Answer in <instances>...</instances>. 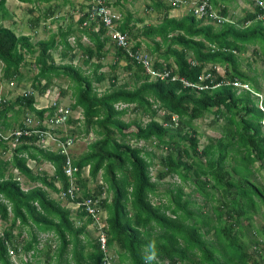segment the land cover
I'll use <instances>...</instances> for the list:
<instances>
[{
    "label": "trees",
    "instance_id": "obj_1",
    "mask_svg": "<svg viewBox=\"0 0 264 264\" xmlns=\"http://www.w3.org/2000/svg\"><path fill=\"white\" fill-rule=\"evenodd\" d=\"M209 1L217 5L224 0ZM4 3L5 0H0V17H5ZM146 6L161 13V17L156 24L143 25L140 34L152 41L149 54H156L154 68L171 69L165 79L149 80L142 68L114 43L116 62L126 60L125 68L131 71L134 86L117 84V76H113L109 89L98 93L95 83L107 78L100 69L109 37L103 25L96 31L95 23L82 25L85 14L77 20L79 35L72 28L61 29L58 35L36 43L29 35H16L0 24L2 76L5 80L20 81L23 77L20 69L29 54L34 56L37 67L31 79L35 95L44 96L54 77L66 76L72 81L73 103L69 107L80 108L85 130L93 128L97 135L87 150L71 157L81 190L78 201L100 198V208L106 214L107 248L108 251L114 248L117 254V261L111 256L113 262L264 264V252L253 248L264 232L254 229L255 236L246 241L243 225L246 222V227L251 226L253 214L264 205V187L252 178V166L264 162L261 124L264 111L249 91L230 83L236 78L261 91L256 75H249L242 68L246 62L242 56L249 45H255L254 53L264 57L263 9L255 6L253 12L245 11L233 23L216 25L209 19L196 18L191 12L180 18L171 17L172 7L163 0H150ZM220 13L225 15L226 8ZM131 17L126 11L119 26L122 32L130 31ZM70 36L74 38L73 44ZM82 36L90 44H83ZM59 47L64 63L57 64L52 50ZM138 47L136 43L135 48ZM75 49L88 66L87 71L73 63ZM217 65L224 67L223 75L216 72ZM247 66L251 68V63ZM203 72L214 78L201 82L207 88L196 89L180 80L196 84ZM175 75L177 78L172 80ZM35 95H19L7 101L0 112L1 123L7 127L8 113L12 111L16 122L27 111L38 119L51 113L53 107L34 106ZM119 104L124 107H118ZM129 110L136 112L137 118L148 117L147 121L143 123L136 118L125 121L123 116ZM211 112L216 119H224L221 135L199 148L193 121ZM130 140L153 142L165 149L159 158L161 168L154 178L150 173L154 153L132 145ZM36 141L35 135H22L8 159L0 156V221L7 222L0 232V264H13L12 256L19 257L22 252L30 254V260L44 254L47 264H71L69 253L73 264H105L96 238L89 239L90 217L77 209V223L71 209L49 194L64 191L68 186L63 171L65 155L40 148ZM0 147L6 150L2 141ZM28 160L49 163L54 173L33 170L27 165ZM85 168L87 176L83 175ZM14 170L35 185L24 189L14 177ZM174 175L181 184L169 189L164 201L159 196L158 184ZM98 176L101 183L97 182ZM89 182L95 183L93 189ZM188 183L193 186L192 192L202 197L206 210L204 206L192 207L195 201L191 192L183 189ZM106 190L111 192L110 198L101 197ZM156 197L158 202H153ZM49 233L55 237L54 248L49 239L39 247V235Z\"/></svg>",
    "mask_w": 264,
    "mask_h": 264
},
{
    "label": "rangeland",
    "instance_id": "obj_2",
    "mask_svg": "<svg viewBox=\"0 0 264 264\" xmlns=\"http://www.w3.org/2000/svg\"><path fill=\"white\" fill-rule=\"evenodd\" d=\"M107 1V0H106ZM193 0H188L189 6H191V2ZM253 0H225L224 2H219L217 5H214L217 9V11L221 10L224 7L226 8V17L231 18V20L236 21L239 17L243 16L245 11L248 12H253L255 3H253ZM108 3V2H107ZM145 0H121L119 3L115 4V11L117 12L120 11L121 15L119 12H117L121 18V16L126 13L127 10H130L132 8L135 10L136 14L139 16L138 13L141 11V15H143V12L145 13V16L143 19L146 21V23H155L156 17L150 16V13L145 12L144 5H145ZM69 11V10H68ZM67 10H64V12L61 13H69ZM42 16H44L42 14ZM41 19V16H40ZM208 20H206L207 22ZM59 21H57L58 23ZM65 22V21H64ZM213 24L218 25L219 23L215 21H211ZM47 26V24H46ZM140 25H134L132 29V36L135 38L141 37L140 34ZM46 28V27H44ZM55 30L56 28L50 29V31ZM49 34L48 29L46 28L45 31L42 29L39 31V33L34 37L32 42L35 41V39L40 38V37H47ZM135 35V36H134ZM131 36V37H132ZM69 41L73 44L74 39L69 38ZM87 43V41H84ZM113 41L109 37V40L107 41L105 45V51L106 55L102 59L103 67L100 69L101 72H104L107 75V78L103 80L100 83H95V87L97 89L98 93H103L110 87L111 83V78L113 76H117L116 83L117 84H122L126 83L129 86L132 87L133 85V80L131 78V71L126 69L125 62L120 60L116 62V56H115V47L113 45ZM257 47L255 45H249L247 52L243 54L242 57L246 59V62L243 63L242 68L249 74V75H256V79L260 82L261 88L264 89V57L260 53H254V50ZM53 57L56 62H60L61 60L59 59L58 51L57 50H52ZM191 54L188 53V56ZM153 60H155L156 54H153L151 56ZM252 58V60H250ZM34 56L33 55H26V62L25 64L21 67L20 71L23 75L20 81L15 80L17 83H23V84H30L32 77L36 74L37 72V67L34 62ZM73 63L77 66H80L82 70L87 71V65L82 63V56L80 52L76 53V57L73 60ZM248 63H251V68L247 66ZM114 64V65H113ZM219 73L224 72V67L217 65ZM134 86V85H133ZM72 81L66 77V76H60V77H54L53 79V85L51 89L47 91V93L44 96H38L35 95V104L38 105H46L52 101L58 102L60 105H68L70 106L73 103V93H72ZM17 89L15 91H10L7 87V81L2 77V74H0V95H3L8 99V101H12L16 96H17ZM261 92L264 94V90H261ZM42 97V98H41ZM118 107H124L123 104H119ZM128 107H131L130 105ZM72 109V108H71ZM73 116H72V122L67 123L62 129L59 131V133L63 135H71L74 137V146L72 149V156H77L81 153H83L86 149L89 143L95 140L97 138L96 132L94 129L88 130V132L85 130V126L83 123V116L80 108H73ZM14 115V112H11ZM161 115V112H160ZM23 114H20L18 117V122L22 121L23 119ZM141 116V115H140ZM14 116L9 117L10 120L13 122L15 119H13ZM79 117V118H77ZM138 114L136 112H133L132 110H129L127 114L123 116V119L125 121L131 120L133 118L140 119L141 122L147 121L146 116H141V118H137ZM224 123V119H216L214 116V113H206L203 117L195 119L193 121V125L195 127V130L198 135L199 139V148L204 146L210 139L217 138L218 136L221 135L222 131V125ZM11 125L7 127H11ZM132 130L135 128L132 127ZM132 145H136L139 147H144L148 151H152L154 153V158L153 162L154 165L151 168V176L154 178L155 174L157 171L161 168L159 164V158L161 154L165 153V149H161L158 147L155 143L153 142H147L144 143L143 141H136V140H130L129 141ZM13 149L12 145L6 144V150H3L0 147V156L3 159H8L11 156V151ZM30 165L33 167V164L30 163ZM42 169H47L48 172L53 173V167L48 165V163L41 164L40 166ZM254 170V174L252 175L253 180L260 186L264 187V162L260 163L257 162L252 166ZM36 170V166L33 168ZM84 175H87V170L86 168L83 171ZM14 175H18L19 178L21 177V180H19L22 184L23 188H27L29 186L34 185V183L31 182H26L24 180V177L19 175L18 173ZM98 183H101L100 176H98ZM181 184V181L179 178L174 175V176H169L166 177L165 179L161 180L158 184V192L159 196L161 199L164 201L167 200V191L171 188H173L175 185ZM59 186V184H57ZM184 185V184H183ZM95 186V183L89 182V187L93 189ZM106 188V186H104ZM184 191L186 193L191 192V198L195 201V204L192 205L193 208H196L197 206H204V201L201 196H199L196 192H192L193 186L188 183L186 186H184ZM50 195L55 196V194L52 191H49ZM111 197V192L110 191H105L101 197L106 196ZM64 202L65 205H67L71 209L72 217L74 220L77 221V210H75L74 205L71 203L69 204L66 200H61V203ZM153 202H158L157 197L153 199ZM207 208L204 206V210ZM7 222L0 221V232L6 227ZM243 225L245 226V240L247 241L248 239H251L253 237V232L254 229H262L264 227V205H260V209L258 212L253 214V220H252V225L246 227V222H243ZM87 231L89 233V239L93 238L95 239V232L93 231L92 228H87ZM23 237L27 238L26 234L23 233ZM47 237V238H46ZM49 239V243L52 244V247L56 245V240L55 237L52 236V233L49 234H40L39 239H40V245L39 247H42L46 239ZM86 250H89L87 247ZM109 253L111 256L114 257V259L117 261V254L114 250V248L109 249ZM30 254H24L23 252L20 254L19 257L12 256V261L13 264H47L46 259L44 254H41L34 259L31 257L30 260ZM68 259L70 260V263L73 264V260L70 257V253L68 254ZM30 260V261H29ZM39 261V263H37Z\"/></svg>",
    "mask_w": 264,
    "mask_h": 264
},
{
    "label": "built area",
    "instance_id": "obj_3",
    "mask_svg": "<svg viewBox=\"0 0 264 264\" xmlns=\"http://www.w3.org/2000/svg\"><path fill=\"white\" fill-rule=\"evenodd\" d=\"M171 6L176 7L185 1L182 0H166ZM255 6H259L263 9L264 13V0H253ZM86 8L81 13L85 14V20L83 21L84 26H89L91 23H95L94 30H98L101 25L106 29V34L111 38V40L116 44V46L123 49L128 58H130L134 63L141 65L146 72L149 74L150 79L154 80L157 78L165 79L170 75L171 69H156L153 66L154 60L151 56L147 55L144 51L134 50L133 42L131 37L122 32L119 29L120 26V16L116 13L107 3L106 0H86ZM190 12L196 18H205L217 23L233 21L226 17V15L220 13L221 10L217 11L216 7L209 0H193L189 8ZM264 16V14H263ZM161 62V61H159ZM219 67H215L217 73ZM3 63L0 61V74H2ZM206 71V70H205ZM220 75H223L224 72ZM3 77V76H2ZM172 80L177 78V75L171 76ZM209 74L203 72L199 76V81L196 84L189 83L180 78V80L186 86H193L196 89L207 88L206 83H201L206 79L211 81L214 78ZM211 78V79H210ZM230 83L239 90H246L251 93L252 96L258 99L259 108L264 111V94L261 91H255L248 83L242 82L239 79H233ZM7 86L10 91H17V96L19 95H35V90L30 84L22 85L17 83L14 79L7 80ZM8 99L0 95V112L3 106L6 104ZM36 105V106H35ZM34 106L37 109L53 107L51 113L47 112L43 119H38L35 114L27 111L23 116L21 121L22 126L19 122L13 123L11 127H5L0 120V141L5 144L12 145L13 148L16 143L19 142V137L22 135H35L37 137L36 145L40 148H44L50 151H60L66 157V163L63 166L64 175L67 177L68 186L64 191L59 192V198L68 199L75 203L76 209H82L86 216L91 219L90 225L95 232V238L98 245L103 252V261L105 264H118L113 262L111 255L107 248V233H106V214L105 211L100 208L99 197L92 198H82L78 201L80 197V187L76 182L74 176L77 168L72 165V152L71 149L74 144V137L71 135H63L59 131L67 125L68 120L72 118L73 111L68 105H60L56 101H52L46 105ZM79 118V117H77ZM261 124L264 127V118L261 120ZM17 179V177H15ZM254 249L264 252V238H259V243L253 246ZM258 252V251H257Z\"/></svg>",
    "mask_w": 264,
    "mask_h": 264
},
{
    "label": "crops",
    "instance_id": "obj_4",
    "mask_svg": "<svg viewBox=\"0 0 264 264\" xmlns=\"http://www.w3.org/2000/svg\"><path fill=\"white\" fill-rule=\"evenodd\" d=\"M115 1L116 0H107L108 5L114 11H115V7H114V2ZM119 1L120 0H118L117 3H119ZM163 1H164L165 4L170 5L166 0H163ZM182 1H185V2L180 4V5H178V6H176V7H173V6L170 5L172 7V9L169 11V16L180 18V17L184 16L186 13L190 12V10H189L190 6H189L188 0H182ZM85 2H86V0H41V1L34 0L32 2H20L18 0H5L4 7H5V10H6V13H5V17H0V24H2L5 27H8V28L12 29L16 33V35H21V34L29 35L31 40L34 39V37L39 33V31H41L42 29L45 31V29L47 28L48 32H49L47 37L37 38V39H35V41L33 43H36L39 40L48 39L52 35H58V32L61 29L62 30H67L68 28H72L75 31V34L79 35V32L76 31L77 20H78L79 16H81V13H83V11L86 8ZM121 2H123V0H121ZM145 3L149 4L150 0H145ZM146 4L144 5L145 12L150 13V16L156 17L155 23L154 22L146 23V21L143 19V17L145 16L144 12H143V15H141V11H139L140 13H138L139 14V16H138L136 14L135 10L130 8V10H127L132 15V17L130 19V22H129V25H128V27L130 28V31L126 32V33L129 34L130 37L132 36L131 33H132V29H133L134 25H140L139 28L141 29V27L143 25L158 23V21H159V19L161 17V13H157L156 11L152 10L151 7L147 8ZM223 7H224V5H223ZM64 10H67V11L69 10L68 11L69 13H61V12H64ZM117 12H119V14L121 15L120 11L117 10ZM42 14L44 16H42ZM0 15H1V11H0ZM40 16H41V19H40ZM123 17L124 16L122 15L121 18H120V22L122 21ZM38 18H39V20L36 21V19H38ZM57 21H59V22L57 23ZM233 22H235V21H233ZM46 24H47V26H46ZM44 27H46V28H44ZM51 27L52 28L55 27L56 29L55 30L53 29L52 31H50ZM71 35H73V34H71ZM71 38H73V36H70V39ZM131 40L133 42V49L134 50L144 51L147 55L151 56L149 54V50L152 47V41L150 39H148V38H146V37L141 35V37H137L135 39L132 36ZM84 41H87V43H85ZM81 42L83 44H90V41H89V39L86 36H82ZM136 43H139V47L138 48H135V44ZM104 50H105V47H104ZM115 50H116V48H115ZM57 51H58V55H59L60 47L58 48ZM74 52L77 53V49H75ZM124 55L127 57V55L125 53H124ZM59 59H60V56H59ZM128 59H130V58H128ZM251 60H252V58H251ZM122 61L125 62V65L127 64L126 60L122 59ZM56 63L59 64V63H64V62L60 61L59 63L58 62H56ZM101 63H102V60H101ZM134 64H136V63H134ZM136 65H139V64H136ZM139 66L142 68L143 73L148 76V79L152 80V79H150L149 74L146 72V70L141 65H139ZM19 84L25 85L23 83H19ZM26 85H28V84H26ZM260 89L264 90L263 88H260ZM11 116H14V115L11 112H9L8 113V117H11ZM13 123H16V121L12 122V121L9 120V122L7 123V126H9V125H11ZM90 129H93V128H90ZM73 146H74V144H73ZM72 149H73V147H72ZM72 149H71V152H72ZM30 163L33 164V167L30 165ZM44 163H46V162H44ZM44 163H41V164H44ZM41 164H37L34 160H28L27 161V165L31 169H33L36 166V170L46 171L49 175H52L54 173V169H53V173L48 172L47 169H42L40 167ZM48 165L52 166L49 163H48ZM86 170H87V175H88V169L86 168ZM13 172L15 174H17L16 170H14ZM87 175H84V176H87ZM21 176L24 177L23 175H21ZM14 177H17L18 180H21V177L19 178L18 175L17 176L14 175ZM24 180L26 182H29L28 179L25 178V177H24ZM34 185H35V183H34ZM29 187H31V186H29ZM29 187H27V188H29ZM27 188H24V189H27ZM54 194H55V196L51 195V197H53L55 199H58L60 201L61 200H66L69 204L72 203L74 205V207H72V208L75 209V203L74 202H71L68 199L59 198V196H58L59 192L58 193H54ZM61 204L65 205L64 202H62ZM65 206L68 207L67 205H65ZM75 210H77V209H75ZM87 228H91V225L89 224L87 226ZM258 230L259 229H257V231ZM255 232H256V230H255ZM262 232H264V228H262ZM259 238H264V237L262 236V237H259Z\"/></svg>",
    "mask_w": 264,
    "mask_h": 264
}]
</instances>
